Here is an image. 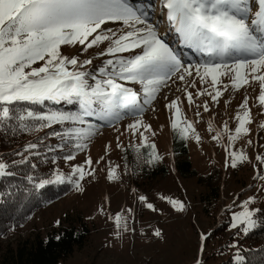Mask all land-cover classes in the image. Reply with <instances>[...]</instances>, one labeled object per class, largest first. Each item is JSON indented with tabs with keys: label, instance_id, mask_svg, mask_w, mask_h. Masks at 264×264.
Listing matches in <instances>:
<instances>
[{
	"label": "snow or ice",
	"instance_id": "obj_1",
	"mask_svg": "<svg viewBox=\"0 0 264 264\" xmlns=\"http://www.w3.org/2000/svg\"><path fill=\"white\" fill-rule=\"evenodd\" d=\"M253 2L256 10H253ZM163 7L181 42L204 54L206 60L185 64L176 51L163 41L156 27L147 22L146 12L130 6L128 0H0V128L6 127L10 121L18 122L19 129L25 132L59 124L63 130L50 135L62 140L58 147L67 152L63 158L72 161L75 159L72 149L83 151L87 147L86 141L98 132V126L85 117H95L110 124L122 119V111L126 109L137 114L135 122L128 124L133 134L141 127L150 131L139 116L145 111L144 106H151L169 82H182L191 104L193 95L188 88L196 87V79L212 89L203 88L196 95L207 94L213 101L222 95L216 87L221 83L219 77H229L234 88L249 84L250 80L257 81L260 88L257 99L264 106V0H163ZM109 21L121 22L122 27L107 28ZM77 44L86 45L85 51L94 46L104 48L96 56L82 60L62 54L61 45ZM122 53L128 55H116ZM106 54L113 58L103 61L98 75L89 73L85 66L92 65L94 59ZM38 61L43 62L42 65L34 67ZM69 65L72 70H69ZM118 81L139 84L144 94L143 102H139L137 92ZM177 90H180L179 86ZM178 99L166 105L176 109V113L180 111L177 108ZM46 101L76 103L80 111L40 112L36 107L22 110L13 107L18 102L42 106ZM247 104L246 97L240 105L243 111L237 114L238 125L234 133L228 129L227 123L224 126V131L228 133L232 168L248 159L242 150L233 151L230 148L241 134L249 131L245 125L251 122L252 117ZM203 110L209 111L207 102ZM36 122L39 126L34 128ZM172 127L179 129L182 136L191 130L194 138L200 140L192 123L181 128L173 120ZM259 127L264 129V122ZM220 137L221 133L217 132L212 139L219 140ZM145 139L144 133L140 132L141 144ZM248 143L251 144V141ZM36 147V144H29L26 151L31 152ZM150 147L153 154L148 162L152 163L161 157L155 154V145ZM256 160L264 165V154L257 155ZM19 162L25 163L27 158L22 157ZM84 163L89 166V171L78 165L73 167V175L66 178L63 173H57L54 180L44 179L39 187L68 182L74 184L77 190H82L80 181L96 171L91 168L93 161L90 157ZM4 175L12 173L8 171L6 162H0V176ZM118 178L115 168H110L107 179ZM256 178L264 181V174ZM261 191L264 192V189ZM138 199L147 209L157 211L145 196L140 195ZM161 199H166L177 212L185 208L179 200ZM255 202V197H249L241 205L243 210L232 214L233 229L241 228L247 234L264 222L257 217L260 210L249 207ZM128 212L131 214L132 209ZM123 219L121 214L116 215L117 227ZM124 228H127L126 223ZM153 234L157 237L161 235L159 229ZM201 240H206V236L201 235ZM234 259L235 264H244V258L239 253Z\"/></svg>",
	"mask_w": 264,
	"mask_h": 264
},
{
	"label": "rangeland",
	"instance_id": "obj_2",
	"mask_svg": "<svg viewBox=\"0 0 264 264\" xmlns=\"http://www.w3.org/2000/svg\"><path fill=\"white\" fill-rule=\"evenodd\" d=\"M151 1L155 4L151 5L150 0H128V3L134 8L143 9L149 22L153 13H159L163 7V0ZM252 7L253 10L257 9L254 2ZM165 13L167 17V12ZM154 26L158 30V26ZM161 27L166 34L159 33L160 37L176 51L177 55H182L185 64H195L207 59L203 54L198 55L201 60H197L196 51L191 53L192 48L186 45L181 47L179 34L172 30L168 23L164 22ZM160 32H163L162 28ZM85 47L86 45L79 44L61 45V52L63 55L75 56L82 60L96 56L97 52L104 48L102 46V49H98L94 46L85 51ZM116 55L127 56L128 53ZM110 58L113 57L106 54L94 59L93 64L85 68L89 73L98 75V68L103 66L104 60ZM42 63L38 61L33 66L38 67ZM68 67L72 70V66ZM207 79L210 84L211 78ZM218 79L221 83L216 87L222 95L216 101L207 94L196 95L203 88L212 90L208 85H201L196 79V87L188 88L193 95L191 104L184 93L185 85L180 81L169 82V86L157 94V99L151 106H144L145 111L139 116L150 131H145L141 127L133 134L128 124L135 122L137 114L129 113L126 109L122 111V119L112 121L110 124L95 117H85L88 122L98 126V132L86 141L87 147L83 151L72 149L75 156L72 161L63 158L67 152L60 150L58 146L63 142L55 137L56 148L63 152L55 159L57 173L73 175L72 169L78 165L83 166L87 172L90 168L84 162L89 157L93 161L91 168L96 169L95 173L91 176L86 175L85 179L80 181L82 190L75 187L64 198L49 203L33 213L24 225L14 228L7 237H0V246L8 244L14 246L35 236L45 238L53 230L64 229L68 223H72L86 227L87 241L60 264H195L198 261L201 264H217L230 252H239L245 247L242 242L244 232L241 228L231 227L232 214L242 211L241 205L249 197L256 198V202L249 205L250 208L259 210L264 208V192L261 191L264 189V181L256 178L264 174V165L256 160L257 155L264 154V129L259 127L264 122V106H261L257 99L260 93L259 82L251 81L249 77V84H241L239 88H234L229 77ZM89 81L92 82L90 77ZM118 82L131 87L138 93L139 102H143L144 94L139 84ZM246 97L247 108L252 117L251 122L245 125L249 131L247 134H241L230 148L233 151L242 150L248 159L232 168L228 133L224 131V126L227 123L228 129L234 133L238 125L236 117L238 113L242 114L240 105ZM177 98L179 113H176V109L166 106ZM205 102L208 104V112L203 110ZM75 106L77 109L72 113L80 111L79 106ZM173 120L183 128L187 123H192L195 134L200 137L197 141L191 130L187 133L188 158L197 177L181 178L174 168L170 154ZM140 132H143L146 138L143 144L150 142L155 144L168 172L166 177L157 178L152 182L144 181L136 186L135 183L129 182L133 180L121 163L120 153L123 148L143 145ZM217 132L221 133V137L219 140H213L212 137ZM249 140L251 144L248 143ZM97 161L100 162L96 163ZM0 162H3L2 159ZM110 168H115L118 179L112 181L107 179ZM213 168L220 171L217 185L219 194L216 199L209 197V186L207 188L202 183L204 178L212 175ZM140 195L145 196L157 211L147 209L139 201ZM161 197L181 201L185 205L184 210L177 212ZM129 209H132L131 214L128 212ZM118 213L125 218L120 221V227H117L115 221ZM156 229L161 233L158 237L153 234ZM201 235L206 236V240H201Z\"/></svg>",
	"mask_w": 264,
	"mask_h": 264
},
{
	"label": "trees",
	"instance_id": "obj_3",
	"mask_svg": "<svg viewBox=\"0 0 264 264\" xmlns=\"http://www.w3.org/2000/svg\"><path fill=\"white\" fill-rule=\"evenodd\" d=\"M75 105L76 103L65 102L56 105L54 102L46 101L42 106L18 102L13 107L17 110L36 107L40 112H71L76 109ZM38 126L39 122H36L34 128ZM60 130L62 126L56 124L51 128L25 132L19 129L16 121H10L6 127L0 128V159L8 164V171L12 173L0 176V237H7L14 228L24 225L33 213L49 203L64 198L75 189V185L68 182L49 183L42 188L39 187V183L44 179L54 180L57 174L55 159L63 152L56 148L55 136L50 133ZM29 144H36L37 147L28 152L26 148ZM151 145L153 144L149 143L121 150V163L133 180L129 182L135 183L136 186L144 181L152 182L167 176L168 171L161 158L152 163L148 162L153 154ZM172 153L175 169L181 178L197 177L196 172L191 169L186 140L180 131H175L172 135ZM155 154L160 157L156 148ZM22 157H26L27 162L20 163ZM218 172L220 173L218 169L213 168L212 175L202 180L207 188L209 186L208 195L211 199H216L219 194ZM73 178L75 179L74 176ZM257 217L264 221V208L257 213ZM67 225L64 229L53 230L45 238L35 236L14 246L9 244L0 246V264H60L87 241L86 227L72 223ZM242 242L245 247L237 253L244 258V264H264V222L244 234ZM237 253L230 252L217 264H235L234 258Z\"/></svg>",
	"mask_w": 264,
	"mask_h": 264
},
{
	"label": "bare ground",
	"instance_id": "obj_4",
	"mask_svg": "<svg viewBox=\"0 0 264 264\" xmlns=\"http://www.w3.org/2000/svg\"><path fill=\"white\" fill-rule=\"evenodd\" d=\"M106 27L113 28V29H119L120 27H122V24H121V22H111V21H109ZM158 32H160V31H158Z\"/></svg>",
	"mask_w": 264,
	"mask_h": 264
}]
</instances>
